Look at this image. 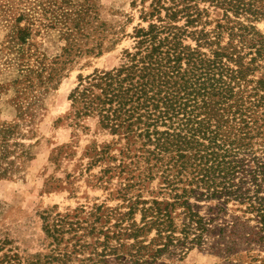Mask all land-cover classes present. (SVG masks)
<instances>
[{
    "label": "trees",
    "instance_id": "obj_1",
    "mask_svg": "<svg viewBox=\"0 0 264 264\" xmlns=\"http://www.w3.org/2000/svg\"><path fill=\"white\" fill-rule=\"evenodd\" d=\"M163 1L151 0V12L142 16L150 22L134 28V51L124 50L119 66L78 76L68 95L74 119L96 117L101 129L116 136L91 149L90 165L114 160L110 150L119 143L118 164L104 172L127 174L119 190L126 210H115V226L126 224L105 234L101 251L84 264H165L163 254L200 247L207 233L217 230V240L223 239L225 227L212 224L218 218L199 212L198 202L206 199L216 200L218 212L230 201L244 205L257 223L246 241H264V34L254 25L264 20V0ZM201 1L222 9L223 23L206 29ZM5 15V42L17 62L14 93L24 98L19 108L29 117L37 94L56 88L76 59L99 56L119 40L90 0H2ZM46 31L58 32L63 41L51 58L35 43ZM9 132L10 125L0 127L3 143ZM155 178L156 195L142 198ZM234 219L232 241L239 224ZM31 257L25 264L71 260L68 253ZM8 264L23 262L12 256Z\"/></svg>",
    "mask_w": 264,
    "mask_h": 264
},
{
    "label": "rangeland",
    "instance_id": "obj_2",
    "mask_svg": "<svg viewBox=\"0 0 264 264\" xmlns=\"http://www.w3.org/2000/svg\"><path fill=\"white\" fill-rule=\"evenodd\" d=\"M90 1L96 5L100 19L118 32V42L99 56L76 59L56 88L37 94L30 107V117L19 108L25 103L24 98L15 97L12 82L17 76V62L5 42L8 16H0V127L10 125L6 143L0 136V264H8L12 256L25 264L34 260L33 254L57 253H68L70 264H80L92 252L101 251L105 234L111 236L126 224L115 226L120 222L118 212L126 210L119 190L126 183L127 174L120 173L118 168L104 172L108 166L118 164L120 144L110 150L114 160L105 158L90 165L91 149L100 150L116 136L101 129L96 117L74 119L68 95L78 76H86L95 69L117 67L124 50L134 51L135 41L131 35L134 28L148 26L150 20H143L142 16L151 12V0ZM163 4L169 5L167 0ZM198 6L205 10L201 21L208 22L206 29L213 28L217 22L223 23L222 9L209 1H201ZM163 14L162 11L161 16ZM151 22L156 23L155 17ZM183 23L180 20L177 24ZM254 25L264 34V20L255 21ZM226 40L224 33L223 43ZM62 42L55 31L43 32L35 38L38 49L48 58L59 54ZM186 43L194 45L190 40ZM4 152L6 157H3ZM157 182L155 178L146 185L142 198L151 199L156 195ZM129 192L134 194L135 189ZM215 203L216 200L199 201V212L206 218H218L212 224L225 227L223 239L217 240L218 231L214 230L204 235L200 247L194 246L185 254L177 250L167 252L160 261L165 264H248L253 257L250 264H260L264 260V241L250 244L246 241L247 232L257 225L252 213L243 212L244 205L232 201L227 203L225 212H218ZM235 216L239 217V224L232 241L231 224ZM139 219V213L134 214V220ZM152 236L153 232L149 238ZM115 239L109 242L116 244Z\"/></svg>",
    "mask_w": 264,
    "mask_h": 264
}]
</instances>
